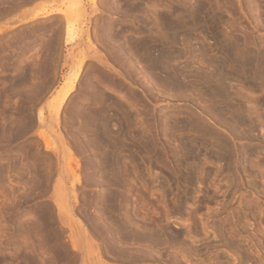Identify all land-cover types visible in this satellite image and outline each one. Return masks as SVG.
Wrapping results in <instances>:
<instances>
[{"label": "rangeland", "instance_id": "1", "mask_svg": "<svg viewBox=\"0 0 264 264\" xmlns=\"http://www.w3.org/2000/svg\"><path fill=\"white\" fill-rule=\"evenodd\" d=\"M68 1L0 0V264H93L94 260L97 264H264V76L249 72L239 73L241 77L226 76L223 86L225 92L228 89L227 97H231L227 100L231 109L223 110V103H218V99L217 116L212 109L216 101L209 96L208 88L198 84L193 87L188 76L193 69L201 68L199 60L206 62L222 57L218 49L221 43L237 42L241 51L264 52V20L258 15L264 13V0H80L83 8L77 12L79 15H70L72 23L64 21L66 18L62 21L60 18L64 16L59 13L51 14L53 19L46 18L51 15H36L55 8L64 9ZM171 4L174 5L171 7ZM148 5L159 7L158 13L166 11L167 15L173 14L172 8L174 12L180 9L178 12L189 15L187 8L193 5V9L203 12L196 15L194 29L185 34L180 32L183 37L179 33L183 42L178 40L179 45L171 47L181 54V58L171 62L173 66L181 72L187 68L192 70L182 72L180 81L184 85L180 88L157 82L138 53L141 51L129 57L136 55L134 66L131 65L136 72H132L131 78L127 68H122L121 63L119 66V61L116 63L111 56L110 46L114 43L125 48L124 44L133 35L139 39L145 38V33L151 37L162 33L155 27L161 26L159 19L153 18L155 8ZM182 14L181 18L189 19ZM154 21L160 24L154 25L157 23ZM70 24L72 38L65 35ZM188 34L191 37L186 38ZM79 63L82 65L75 91L57 109V91ZM231 67L234 68L232 64L227 65V72H232ZM103 72L115 79L111 76L113 80L106 81L110 84H102ZM97 91L112 100L108 102H117L109 106L108 112L117 115L110 128L113 134L118 133L114 139L120 146L121 159L127 163L133 160L126 163L130 173L125 176L120 169L122 174L119 172L118 176L122 177L112 179L118 189L109 184L108 176L114 178L113 172L100 168L101 159H98L102 149L94 147L96 129H92L93 125L86 127L76 115L80 109L96 107L93 97ZM68 107L73 110V121ZM208 108L215 116L209 114ZM120 110L125 114L120 115ZM122 115L123 119L128 118L129 124L123 122L127 120ZM235 116L243 117L239 121L242 124L236 123ZM121 123L128 130L124 131L126 128ZM83 126L90 130L85 132ZM91 130L93 134L89 133ZM122 133L130 137H123ZM126 138L131 140L127 142ZM184 148L190 155L185 154ZM92 165H96L95 169ZM101 174H106V178ZM120 182H125V187L120 188L124 184ZM108 191L122 198L126 196L129 201L122 199L120 204L126 207L120 205L121 212L126 210L134 221L138 220V225L145 223L149 231H156V236L162 230L169 231L163 232L166 236L162 232L161 238L157 236L162 241L156 238L160 241L155 242L156 246L144 242L147 248L153 246L147 249L150 254L145 252L150 256L140 257L145 254L141 252L143 248L147 251V245L142 246L143 242L138 240V246L136 239H129L133 243L127 245L143 248L132 247V253L107 249L106 238L115 233L111 235V231L107 233L104 229L110 227L115 232L113 220L117 216L109 205ZM103 199L110 203L105 206ZM95 222L102 226L100 230ZM101 232L107 237L100 235ZM116 238L117 235L113 240ZM123 240L120 242L124 245L116 243L121 248L125 246V250L131 248ZM86 241L95 249L87 251ZM128 254L140 256L128 257Z\"/></svg>", "mask_w": 264, "mask_h": 264}, {"label": "bare ground", "instance_id": "2", "mask_svg": "<svg viewBox=\"0 0 264 264\" xmlns=\"http://www.w3.org/2000/svg\"><path fill=\"white\" fill-rule=\"evenodd\" d=\"M159 1V0H158ZM178 2L177 0H173L172 2ZM228 1V0H227ZM230 1H232V0H230ZM181 2H183V0L181 1ZM243 2V1H242ZM104 3H105V1H104ZM186 3V2H185ZM231 3V2H230ZM243 3H245V2H243ZM151 4V3H150ZM107 5V4H106ZM154 5H156L155 3H154ZM174 5V4H173ZM172 4H171V7L173 6ZM184 5V4H183ZM199 5V4H198ZM197 5V6H198ZM83 6V4H81V2H80V0H69L68 1V4H67V6H65L66 8H64V9H62V8H59V9H52V10H50V11H45V12H40V13H38V14H36L37 16L39 15V14H42V16H45L46 17V15H51V14H53V13H59L60 15L62 14L63 16H64V18H60L62 21H63V19H65L66 18V20H64V21H67V23H70V15L73 13L74 14V16H77V15H79V13H77L78 11L80 12V10L83 8L82 7ZM149 6V5H148ZM157 6V5H156ZM178 6V5H177ZM176 6V7H177ZM187 5L185 4V6H181L182 8H180V9H183V7H186ZM194 6V5H193ZM192 6V7H193ZM205 6V5H204ZM204 6L202 7V9L204 8ZM106 7H108V6H106ZM149 7H151V8H155V9H152V11H154V13H152V12H149V13H152V14H154V17H153V15L151 14V16L155 19V20H157V18L159 19V21L161 22V26L160 25H156V24H160L159 22H157V21H154V22H157V23H154V25H156L155 27L156 28H158L159 27V29H161L160 31L163 33V31H164V33H165V31H166V33L164 34V36H163V38H161V34L162 33H158V34H156V36L154 37H151L150 36V34H148L147 33V35H145L144 34V36H145V38L143 37H140L139 38V36L140 35H142V33L141 34H139V35H137L138 37L137 38H139V39H134V37L136 38V36L135 35H133L134 37H132V39H131V41L130 42H128L127 41V44H124L125 42H126V40L124 39V41H123V39H122V41L124 42L123 44L126 46L125 48H121V46H122V44H121V46L119 45V44H115L114 43V45H112V46H110L111 44H107L106 46H110V47H112V48H109V49H112L111 50V56L113 55L114 57L113 58H115V60H113V61H115L116 63H117V61H119L117 64L119 65V63H121L122 64V68H124V66H125V68H127V71H128V73H129V75H128V77H130L131 78V76L133 75L132 74V72L133 73H135L134 71H133V67L132 66H134L133 64H132V62H133V57L134 58H136V55L134 56L133 55V57H131L130 59H132V61H130V59H129V57L134 53L135 54V52H138V51H141V53L140 52H138L139 54H140V56H141V58H142V60L144 61V63H146V65H147V68L148 69H150L149 71H150V73L152 72L153 73V75H152V73H151V75L153 76V78H156V80H158L157 82H160V83H162V84H164V85H166V86H169V87H174V88H180V86L182 87V85H184L180 80V76H182L183 75V73L182 72H185L184 70H187L188 68V66L189 65H187V67H184V68H187V69H184V70H182V72L181 71H179V69L178 68H176L177 66H173V64L172 63H174L175 62V60H174V58H176V57H178V58H181V56H179V52L177 53H175V51L173 50L172 51V49H171V47H175L177 44L179 45V41L178 40H181L182 41V39L181 38H179L178 37V35H179V33L181 32L182 34H185L186 32H188V31H191L192 29H194L195 28V24H194V22L196 23V21H194L195 19L197 20V18H196V15H198V13H201V12H199V8L198 9H193L192 7L190 8V9H193V10H190L189 8H187L189 11V15L187 14V15H185V16H187L189 19H187V20H184L185 19V17H184V19H183V17L181 18V14H182V12L180 13V12H178V11H176V9H175V11L176 12H174V10H170V11H172L171 13H176L174 16H173V14H171V15H167L165 12L163 13V12H159L158 13V9H159V7H154L153 5L151 6H149ZM170 7V6H169ZM180 7V6H179ZM148 8V7H147ZM178 8V7H177ZM195 8V7H194ZM251 8V7H250ZM161 9V8H160ZM165 9V8H164ZM170 9V8H169ZM134 10V9H133ZM144 10H147V9H145L144 8ZM204 10V9H203ZM83 11V10H82ZM81 11V12H82ZM160 11H162V10H160ZM181 11V10H180ZM205 11V10H204ZM186 12V11H185ZM254 12V11H253ZM264 12V11H263ZM76 13V14H75ZM148 13V14H149ZM168 13L170 14V12L168 11ZM184 13V12H183ZM203 13V12H202ZM201 13V14H202ZM258 13V12H257ZM201 14H199V15H201ZM251 14V13H250ZM255 14V13H254ZM263 15H260V14H258L259 15V17L261 18L262 16V20H264V13H262ZM183 15V14H182ZM183 15V16H184ZM198 15V16H199ZM257 15V16H258ZM53 16H56V15H54L53 14ZM72 16V15H71ZM150 16V17H151ZM62 17V16H61ZM151 17V18H152ZM35 18V17H34ZM40 18H42V17H40ZM47 19L48 18H52V15L51 16H47L46 17ZM56 18V17H55ZM53 19V18H52ZM59 19V18H58ZM57 19V20H58ZM154 19H152V20H154ZM207 19V18H206ZM256 19V18H255ZM140 20V19H139ZM142 20V19H141ZM257 20V19H256ZM72 21L73 20H71V23H72ZM144 22V20L141 22V23H143ZM192 22V24L190 25V23ZM210 22V21H209ZM63 23V22H62ZM188 23H189V25H188ZM200 23V22H199ZM204 23V22H203ZM43 25V24H42ZM62 25H64V24H62ZM61 25V26H62ZM153 25V26H154ZM205 25V24H204ZM72 25L70 24V26L68 27L67 26V30H66V34L65 35H68V37H73V34H72V28H70ZM152 26V27H153ZM197 26H198V24H197ZM201 26H203V24L201 25ZM39 27H41V26H39ZM63 27V26H62ZM143 27V26H142ZM145 27H146V25H145ZM154 27V28H155ZM149 28V27H148ZM207 28V27H206ZM43 29V28H42ZM101 29V28H100ZM106 29V28H105ZM104 29V30H105ZM139 29V28H138ZM152 30V28H149L148 30H149V33L151 32V30ZM210 29H212V28H210ZM135 30H137V29H134V31ZM140 30V29H139ZM142 30V29H141ZM155 30V29H154ZM209 29H207V31H208ZM213 30V29H212ZM211 30V31H212ZM206 31V32H207ZM214 31V30H213ZM103 32V31H102ZM132 32V31H131ZM130 32V33H131ZM136 32V31H135ZM135 32H133L134 34H137L138 33V31H137V33H135ZM145 32V31H144ZM143 32V33H144ZM185 32V33H184ZM205 32V31H204ZM153 35L155 34V33H153V32H151ZM180 33V35L182 36V34ZM200 33H202V31L200 32ZM208 34H210L209 33V31L207 32ZM207 33H206V35H207ZM213 33V32H212ZM105 34H107V33H105ZM109 34H111V31L109 32ZM112 34H113V32H112ZM191 34V33H190ZM198 34V33H197ZM104 35V34H103ZM193 33H192V39H193ZM196 35V34H195ZM206 35H205V37H206ZM102 36V35H101ZM107 36V35H106ZM112 36V35H111ZM110 36V37H111ZM123 36V35H122ZM121 36V38H124V37H122ZM146 36H150V38H148V39H146ZM180 36V37H181ZM184 36V35H183ZM182 36V37H183ZM188 36H189V34L188 35H186V38H188ZM204 36V35H203ZM108 37V36H107ZM118 37V36H117ZM130 37H131V35H130ZM189 37H191V36H189ZM109 38V37H108ZM107 38V39H108ZM186 38H184L185 40H186ZM198 38V37H197ZM220 38V37H219ZM102 39H103V36H102ZM106 39V38H105ZM106 39V41H107V43L110 41L109 39V41ZM118 39H120V38H118ZM117 39V40H118ZM214 39V38H213ZM66 40V39H65ZM111 40H113L112 39V37H111ZM184 40V41H185ZM188 40H190V39H188ZM103 41H104V39H103ZM116 41V40H115ZM191 41V40H190ZM198 41H199V39H198ZM112 42H114V40L112 41ZM116 42H119V41H116ZM179 42V43H178ZM183 42V41H182ZM186 42H187V40H186ZM189 42V41H188ZM227 42V41H226ZM106 42H104V44H105ZM110 43H111V41H110ZM122 43V42H121ZM190 43V42H189ZM197 43V42H196ZM204 43V42H203ZM216 43L217 44H219V42L218 41H216ZM234 42H232V44H231V42H229V43H226V44H224V45H222L223 43H221V47H219L220 46V44H219V50L221 49V51L220 52H222V54H223V56L222 57H218V58H211L212 60H208V61H206V62H204V61H202V60H199V59H197V58H199L198 57V55H197V58H196V60H199V65H201V68H202V66L204 67L205 66V68H207V69H201L200 68V66L197 68L198 70L196 71V69H193V73H190V75L188 74V76H189V79H190V77L192 78V82L194 83L193 84V87H194V85L195 84H198V85H200V86H205V87H207L208 88V90H209V92H210V94H209V96L211 95V98H212V100H213V102H214V100L216 101L215 102V104H213L214 105V107L212 108L213 110H215L214 112H211L210 113V110H209V108H208V112H209V114L211 115V114H218V108L216 109V107H218V103H223V105L221 104V107L222 106H224L222 109L223 110H225L224 108L226 107L227 109H231V106H230V104H229V102H227V100L228 99H230V98H228L227 97V94H226V92H228V89L226 90V92H225V88H224V86H223V79H225L226 78V76H234V78L236 77V75H239V73H247V72H249L250 74H252V75H254V76H264V52L263 51H261V52H257V53H254L253 51H248V52H246V51H241V49L239 48V46H238V43L236 42V43H234ZM113 44V43H112ZM128 44H129V46H128ZM205 44V43H204ZM177 45V46H178ZM105 46V47H106ZM215 46V45H214ZM184 47V46H183ZM204 47V46H203ZM217 47V46H216ZM107 48V47H106ZM168 48H170V50L172 51H168ZM179 48V47H178ZM182 48V47H181ZM108 49V50H109ZM198 49H200V48H198ZM205 49V48H204ZM203 48H201L200 49V51H202V50H204ZM206 50V49H205ZM207 52V51H206ZM217 52H218V50H217ZM138 53H137V55H138ZM187 53V52H186ZM202 53V52H201ZM205 53V52H204ZM217 54V53H216ZM181 55V54H180ZM187 55H189V54H187ZM110 56V57H111ZM139 56V55H138ZM209 57V56H208ZM178 58H176V59H178ZM205 58V57H204ZM195 59V58H194ZM200 59H201V57H200ZM174 60V62H172ZM206 60V59H205ZM82 61V63H83V60H81ZM99 61V60H98ZM101 61V60H100ZM179 61V60H178ZM106 62H107V60H106ZM105 62V63H106ZM131 64H130V63ZM172 62V63H171ZM196 62V61H195ZM126 63H128L129 65H127V67H126ZM187 63V62H186ZM135 64V63H134ZM228 64H232L233 66H234V68L232 69V67H231V70H232V72L230 73V72H227L228 71V69L226 68L227 67V65ZM82 65V64H81ZM81 65H80V63H79V65L76 67V68H73L72 69V71H70L69 72V74H68V76L65 78V81H64V83H63V85L59 88V90L57 91V98H58V104L56 105L57 106V109L60 107V105L63 103V102H66L65 100H66V98L72 93V92H74L75 90H74V86H75V81L78 79V76L80 75L79 74V71H80V68H81ZM132 65V66H131ZM175 65V64H174ZM107 66V65H106ZM120 66V65H119ZM183 67V66H182ZM190 67V66H189ZM194 67V66H193ZM191 68V67H190ZM200 68V69H199ZM182 69V68H181ZM180 69V70H181ZM125 70V69H124ZM134 70H136V68L134 67ZM230 70V71H231ZM139 71V70H138ZM144 71V70H143ZM187 71H192V70H187ZM105 72H107V71H105ZM126 73V72H125ZM188 73V72H187ZM102 74H105L104 72L102 73ZM107 74V73H106ZM105 74V75H106ZM110 74V73H109ZM248 74V73H247ZM105 75H102L103 76V80H101V83L102 84H110L109 82L108 83H106V81H109V80H113V78L112 77H114V76H112V75H108L107 74V76H105ZM131 75V76H130ZM136 75V74H135ZM243 75H245V74H243ZM84 76V75H83ZM112 76V77H111ZM240 76V75H239ZM85 77V76H84ZM135 77V76H134ZM184 77V76H183ZM228 77H227V79H228ZM231 77H229V78H231ZM241 77V76H240ZM244 77V76H243ZM133 78V77H132ZM136 78V77H135ZM186 78V77H185ZM188 78V77H187ZM237 78H239V77H237ZM114 79H115V77H114ZM134 79V78H133ZM241 79V78H240ZM155 80V79H154ZM110 81V82H111ZM117 81V80H116ZM115 81V82H116ZM134 81V80H133ZM137 81V80H136ZM241 81V80H240ZM120 81H118V83H119ZM140 82H142L141 80H140ZM189 82H190V80H189ZM77 83V82H76ZM112 83V82H111ZM113 83H114V81H113ZM117 83V84H118ZM138 83V82H137ZM115 84V83H114ZM121 84V83H120ZM140 84V83H139ZM162 84H160V85H162ZM112 85V84H111ZM119 85V84H118ZM109 86V85H108ZM141 86H142V84H141ZM143 86H145V85H143ZM143 88V87H142ZM74 90V91H73ZM208 94H207V96H208ZM72 95V94H71ZM70 95V96H71ZM229 96V95H228ZM205 97V96H204ZM68 98H70V97H68ZM94 99H93V101H94V106H96V107H92V108H90L89 110H86L87 108L85 107V109L84 110H86V111H82V109H80V111L78 112V114H76L79 118H78V120L80 119V117H81V121H84V123H85V126L86 127H91L92 125L94 126V127H92V129L93 128H95L96 129V143H97V145H96V143L93 145L92 143H91V141L90 140H88V142H87V136L88 135H86V134H88V133H86L84 136H86L85 138L86 139H84V141L85 142H87V144L90 142L91 143V145H93L94 147H97V146H99L102 150H101V158H99L98 159V161L100 162V164H101V166H100V168L102 167L103 169H105L107 172H109V171H112L113 172V174H114V178H110V176H108L109 177V179H111L110 181H109V179H108V181L110 182H108L109 184H111V183H113L112 182V179H116V177L119 175V172L121 171V170H124V175L125 174H127V173H130L129 172V170H128V165L127 164H129V162L132 160V158H131V160H129V162L127 163V162H125V160H122L121 159V157L119 156V152H118V150L120 149V146H119V148H118V143L115 141V139H114V137L116 136L115 134H118V133H116V131L114 132L115 134H113V130H112V128H110V124H112L111 122H112V120H114L113 118H115V119H117V115L116 116H113L114 114H112V113H109L108 112V110H109V106L111 107L112 106V104H114L115 102H108L107 100H109V101H112V100H110V98L108 97V96H106L105 94H103V92H99V91H97L96 92V95H95V97H93ZM160 98V97H159ZM210 98V97H209ZM208 97H207V99H209ZM219 99V102L217 103V100ZM220 99H221V101H220ZM68 100V99H67ZM232 100V99H231ZM106 101L108 102V103H106ZM211 101V100H210ZM229 101V100H228ZM232 102V101H231ZM69 103V102H68ZM75 103V102H74ZM109 103H111V105H109ZM211 103H212V101H211ZM217 103V104H216ZM233 103V102H232ZM117 104V102L114 104V105H116ZM69 105V104H68ZM71 105V104H70ZM113 105V106H114ZM217 105V106H216ZM220 105V104H219ZM117 106H119V105H117ZM216 106V107H215ZM79 107V106H78ZM119 107H121V106H119ZM118 107V108H119ZM73 108V107H72ZM122 108V107H121ZM68 109H69V107H68ZM92 109V110H91ZM120 109V108H119ZM207 109V108H206ZM205 109V110H206ZM211 109V108H210ZM226 109V110H227ZM234 109V108H233ZM232 109V110H233ZM91 110V111H90ZM115 110V109H114ZM122 110H123V108H122ZM220 110V109H219ZM235 110V109H234ZM69 111H70V114L69 115H71L72 114V121H73V110L71 109V107H70V109H69ZM74 111H76V110H74ZM88 111H90V112H88ZM117 111V110H116ZM121 111V110H120ZM118 111L119 113H120V115L122 114V112L123 111ZM206 111V112H207ZM212 111V110H211ZM216 111H217V113H216ZM68 112V111H67ZM222 111H220L219 112V115L218 116H220V113H221ZM226 112V111H225ZM76 113V112H75ZM74 113V114H75ZM124 113V112H123ZM56 114H57V112H56ZM125 114V113H124ZM212 115V116H215V115ZM76 115H74V116H76ZM236 115V114H235ZM76 116V117H77ZM119 116V115H118ZM123 116L124 115H122V119H123ZM217 116V115H216ZM248 116V115H247ZM126 117V116H125ZM125 117H124V119H125ZM71 118V117H70ZM214 118V117H213ZM215 118H217V117H215ZM234 118V117H233ZM233 118H232V120H233ZM235 118H236V123H238L241 119H239V116L237 117V116H235ZM40 119H42V118H40ZM68 119V118H67ZM74 119H75V117H74ZM123 119V120H124ZM218 119H220V118H218ZM125 120H127V122L126 121H123V122H125V124H129V121H128V118L127 119H125ZM235 120V119H234ZM245 120V119H244ZM250 120V119H249ZM42 121V120H41ZM77 121V120H76ZM120 121L121 120H119V124H120ZM132 121V120H131ZM223 121V120H222ZM225 121V120H224ZM70 122V121H69ZM80 122V121H79ZM78 122V123H79ZM92 122L94 123V124H92ZM114 122V121H113ZM242 122V121H241ZM241 122H239V123H241ZM77 123V124H78ZM83 122L81 123L82 125L84 124ZM221 123H223V122H221ZM252 123V122H251ZM254 123V122H253ZM118 124V125H119ZM122 124V126L121 127H123V124L124 123H121ZM242 124V123H241ZM243 124H245L244 123V121H243ZM80 125V124H79ZM191 125V123L189 124V126ZM193 125V124H192ZM235 125V124H234ZM85 126H83V127H85ZM120 126V125H119ZM237 126V125H236ZM240 126V125H239ZM253 126V125H252ZM81 127V126H80ZM82 127V128H83ZM86 127H85V132H87V129H89V128H87L86 129ZM112 127V126H111ZM125 127V126H124ZM123 127V128H124ZM127 127V126H126ZM125 127V128H126ZM192 127V126H191ZM195 127V126H194ZM194 127H193V131H194ZM81 128V129H82ZM120 128V127H119ZM118 128V129H119ZM122 128V129H123ZM129 128V127H128ZM128 128H126L124 131H126V130H128ZM197 128V127H196ZM255 128V127H254ZM77 129V128H76ZM121 129V128H120ZM121 129V130H122ZM198 129V128H197ZM253 129V128H252ZM79 130V129H78ZM90 130V129H89ZM94 130V129H93ZM120 130V131H121ZM132 131H134V130H132ZM76 132V131H75ZM79 132V131H78ZM85 132H82V133H85ZM89 132V131H88ZM94 132V133H95ZM119 132V131H118ZM122 132H123V130H122ZM199 132V131H198ZM72 133V132H71ZM70 133V134H71ZM89 133H91V134H93V132H92V130L89 132ZM130 133V132H129ZM91 134H89V136L91 135ZM120 134V133H119ZM128 133H126V135H127ZM198 134V133H197ZM115 135V136H114ZM121 135H123V133L121 134ZM120 135V136H121ZM126 135H123V137L125 136L126 137ZM83 136V137H84ZM130 137V134L129 135H127V137ZM132 136V135H131ZM236 136V135H235ZM92 137L93 138H95L94 137V135H92ZM119 137V136H118ZM134 137V136H133ZM137 137V136H136ZM93 138H88V139H92L93 140ZM121 138V137H120ZM127 139V142H128V139L129 138H126ZM125 139V140H126ZM134 139V138H133ZM137 139V138H136ZM75 140V139H74ZM129 140H131V139H129ZM192 140V139H191ZM196 140V139H195ZM83 141V140H82ZM95 140H93V142H94ZM186 141H187V138H186ZM185 141V142H186ZM189 141V140H188ZM84 142V143H85ZM122 141H120V143H121ZM126 142V145L128 144ZM184 142V143H185ZM82 143V142H81ZM84 143H83V145H84ZM132 143H134V142H132ZM137 143V142H136ZM146 143V142H145ZM181 143H183V141L181 142ZM183 143V144H184ZM198 143V142H197ZM200 143V142H199ZM130 144H131V142H130ZM182 144V145H183ZM188 144H189V142H188ZM201 144V143H200ZM82 145V146H83ZM86 145V144H85ZM88 145H90V144H88ZM87 145V146H88ZM144 145V144H143ZM143 145H141V146H143ZM187 145V144H186ZM199 145V144H198ZM185 146V145H184ZM195 147H196V145H194ZM83 147H85V146H83ZM186 147V146H185ZM86 149L88 148V147H85ZM188 150H187V149ZM186 148H184V150L186 149L187 151H190L189 150V148H188V145H187V147ZM88 149H90V148H88ZM97 149H99V148H97ZM186 150H185V152H186ZM100 151H98V153H99ZM122 152V151H121ZM124 152V151H123ZM187 153L188 152H186L185 154L187 155ZM120 154H123V153H120ZM189 155H190V153H188ZM186 155H185V157H186ZM124 157V156H123ZM222 157V156H221ZM128 158V157H127ZM227 158V157H226ZM124 159H126L125 157H124ZM225 159V158H224ZM135 160V159H134ZM89 161V163L91 164V162H90V160H88ZM88 161H87V163H88ZM92 161V160H91ZM128 161V160H127ZM133 161V160H132ZM94 162V161H93ZM99 162H97L96 164H97V166L96 165H92V168L93 169H95L94 167L96 166L97 168H98V165H99ZM95 163V162H94ZM94 163H92V164H94ZM127 163V164H126ZM131 163V162H130ZM133 163V162H132ZM86 166V165H85ZM89 166V165H88ZM94 166V167H93ZM130 167V166H129ZM91 168V169H92ZM87 169H88V167H87ZM86 169V170H87ZM89 169H90V167H89ZM103 169L101 170V171H103ZM121 169V170H120ZM120 170V171H119ZM92 171H94V170H92ZM105 171V172H106ZM128 171V172H127ZM111 172V173H112ZM73 173V172H72ZM121 173V172H120ZM74 174H75V172H74ZM94 174V173H93ZM103 174V173H102ZM102 174H101V176H102ZM112 174V175H113ZM122 174V173H121ZM91 175V174H90ZM104 175V174H103ZM110 175V174H109ZM111 175V176H112ZM129 175V174H128ZM127 175V176H128ZM86 176V175H85ZM105 176H107L106 174H105ZM105 176H102V177H104V179L106 178ZM126 176V175H125ZM125 176H123V177H125ZM102 177H100V178H102ZM107 177V178H108ZM122 177V176H118V179H120V178ZM87 178V177H86ZM127 178V177H126ZM126 178H124V180L126 179ZM76 179H78V178H76ZM79 180V179H78ZM86 180H88V179H86ZM102 180V179H101ZM123 180V179H122ZM123 180V181H124ZM88 181H90V180H88ZM88 181H84L86 184H87V182ZM91 181H92V179H91ZM95 181V180H94ZM100 182V181H99ZM105 183H107V180L106 181H104ZM90 183V182H89ZM124 183V184H123ZM109 184H107L108 186H109ZM121 184H123V185H121ZM101 185H103L102 183H101ZM113 185H114V183H113ZM113 185H111V186H113ZM121 185V186H120ZM120 188H122V186H124L125 185V182H120ZM114 186H118V185H116V183H115V185ZM116 187H115V189H116ZM125 187V186H124ZM119 188V189H120ZM117 189H118V187H117ZM109 191H112V189H110ZM108 191V192H109ZM115 191V190H114ZM122 191V190H121ZM117 192V191H116ZM110 193V192H109ZM111 194V193H110ZM122 194V193H121ZM108 195V194H107ZM105 197H106V195H105ZM104 197V198H105ZM123 197H125V198H122V195H120V194H118V193H113V194H111L110 196H109V198H108V196L106 197V199L108 198L109 199V201L111 202V204H109L107 201H106V199L104 200V202L105 203H103V204H105V206H106V204H109V205H111V208H112V210L114 211V215H117L116 217H115V219L113 220V223H115V227H116V229L114 228V226H113V228L112 229H115L114 231L115 232H113L111 229H109L110 227H108V229L107 228H105L104 230L105 231H107V233H109L110 231V234L112 233H115V235L114 236H116L117 235V238H116V241H117V239L118 238H120L119 239V242L121 241V240H126L127 241V243H125L124 242V240H123V242L125 243V245H127V244H129L130 243V241H129V239H136V243H137V241L139 240V241H142L143 242V245L142 246H146L147 244L148 245H154L155 244V242L157 241L156 240V238H157V236H156V231L155 232H153V231H149V229H147V225L145 226V223H143V224H140V225H138L139 223H136L137 221L135 220H133L132 219V217H130V215H128V213H127V211L126 210H122V211H124L123 213L121 212V206H124L123 204H120L121 202H122V199H126V196H124L123 195ZM115 199L117 200V202H115ZM102 200V201H103ZM126 200H128V199H126ZM125 200V201H126ZM129 201V200H128ZM128 201H127V203H128ZM90 202V201H89ZM88 202V206H91V205H89L91 202H92V200H91V202L89 203ZM107 202V203H106ZM123 203V202H122ZM127 203H124V204H127ZM100 204V203H99ZM109 205H107L108 207H109ZM121 205V206H120ZM128 205V204H127ZM124 207H126V205L124 206ZM104 208V207H103ZM107 208V207H106ZM108 209V208H107ZM106 209V210H107ZM110 209V208H109ZM123 209V208H122ZM124 209H126V208H124ZM178 210V209H177ZM108 211V210H107ZM113 211L111 212V213H113ZM119 211H120V216H119ZM115 212H117L118 214H115ZM104 213V212H103ZM109 214H110V210H109ZM113 215V216H114ZM91 217L90 216H88V219H90ZM108 218H110V217H108ZM133 218H134V215H133ZM91 220V219H90ZM94 220V219H93ZM111 220H112V218H111ZM112 222V221H111ZM111 222H110V224H111ZM140 222V221H139ZM97 222H95L94 224H96ZM99 223V222H98ZM97 223V224H98ZM140 223H142V222H140ZM91 224H93V223H91ZM93 224V225H94ZM96 224V225H97ZM90 225V224H89ZM99 225V224H98ZM97 225V226H98ZM114 225V224H113ZM97 226H94V228L95 227H97ZM97 228H99V230H100V228H102V226H98ZM107 229V230H106ZM152 229V228H151ZM96 230H98V229H96ZM108 230H109V232H108ZM168 230V229H167ZM160 231V230H159ZM166 231V230H165ZM99 232V231H98ZM153 232V233H152ZM162 233L164 232L163 230L161 231ZM161 232L160 233H158L159 234V236L158 237H160L162 234H161ZM166 232H168L169 233V231H166ZM166 232H164L165 234H166ZM163 233V234H164ZM102 234H104V233H100V235H102ZM110 234H109V236H110ZM111 234V235H112ZM161 234V235H160ZM163 235V236H166V235ZM108 235V234H107ZM104 236H106L105 234H104ZM103 236V237H104ZM114 236H110L109 238L107 237L106 239L108 240H106V243H107V247H106V245L104 246L105 248H107V249H110V250H112V249H115V251L117 252V253H122L123 251L125 252V251H127V250H129V251H131V249H132V247H133V244H132V246L131 245H127V246H131V248H129V249H124V247L123 248H121L120 247V245H124V244H122L121 242H120V245L119 244H117V243H119L118 241H117V243H116V241L115 240H113V237ZM163 236H162V238H163ZM169 236V235H168ZM111 237H112V239H111ZM86 238H87V236H86ZM161 238V237H160ZM168 238V237H167ZM104 239V238H103ZM128 239V240H127ZM158 239V238H157ZM164 239H166V237L164 238ZM170 239V238H169ZM86 240V239H85ZM84 240V241H85ZM88 241H91L90 239H87ZM133 240L131 241V243H133ZM158 240H160V241H162L161 239H158ZM168 240V239H167ZM88 241H86V248L88 249L87 251H89V248H92V249H95L94 248V245H90V243L88 242ZM104 241V240H103ZM113 241H115V244L113 243ZM129 241V242H128ZM159 241V242H160ZM166 241V240H165ZM144 242H146L147 244L146 245H144L145 243ZM159 242L157 241L156 242V244L158 243L159 244ZM89 243V245H87ZM91 243H92V241H91ZM104 243V242H103ZM105 243V244H106ZM130 243V244H131ZM73 244V243H72ZM93 244V243H92ZM138 244V246H139V242L137 243ZM156 244H155V246H156ZM135 245V244H134ZM140 245H141V243H140ZM146 246V250L147 249H149L150 250V248H152L153 246H151L150 248H147V247H149V246ZM78 246V245H77ZM77 246H75V247H77ZM81 246V245H80ZM80 246H78V248L80 249L81 247ZM82 246H84V243L82 244ZM89 246H91V247H89ZM136 246V247H135ZM133 248H136L137 249V245H135ZM154 246V247H155ZM73 247H74V244H73ZM139 249H142L143 247H138ZM92 249H90L91 251H92ZM136 249H134V250H136ZM139 249H137V250H139ZM81 250H83V249H81ZM93 251H95V250H93ZM128 251V252H129ZM143 251V252H142ZM95 252H97V251H95ZM123 252V253H124ZM128 252H126V253H128ZM134 252H137V251H134ZM133 252V253H134ZM141 252L142 253H145V252H148L149 253V251L147 250V251H145L144 250V248H143V250H141ZM87 253V252H86ZM126 253L124 254V255H126ZM131 253H132V251H131ZM130 253V254H131ZM138 253H140V252H138ZM147 253V254H148ZM130 254H128L129 256L128 257H132L133 255H135L136 256V254H133V255H130ZM146 253L145 254H142V256H140V254H139V256L140 257H143V258H145L146 257V255H147ZM150 254V253H149ZM148 254V256H150ZM98 255V254H97ZM143 255H145V257L143 256ZM100 256V255H99ZM127 256V255H126ZM138 255L136 256V257H139ZM97 257V256H96ZM97 259H98V257H97ZM146 259H148V257L146 258ZM96 262H97V260H96ZM95 262V260H94V263H96ZM98 262H99V260H98ZM93 263V264H94ZM82 264H84V263H82ZM86 264V263H85ZM97 264V263H96ZM105 264V263H104Z\"/></svg>", "mask_w": 264, "mask_h": 264}]
</instances>
